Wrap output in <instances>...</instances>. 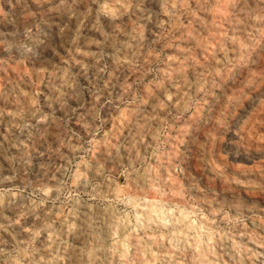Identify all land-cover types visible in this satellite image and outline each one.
<instances>
[{
	"label": "clouds",
	"instance_id": "obj_1",
	"mask_svg": "<svg viewBox=\"0 0 264 264\" xmlns=\"http://www.w3.org/2000/svg\"><path fill=\"white\" fill-rule=\"evenodd\" d=\"M81 2L83 7H77ZM237 5L238 0H162L155 21L151 12L145 14V10L139 4H134L133 0H72V3L61 0L59 5H53L54 9L63 7L69 15L79 16L81 24L90 22V26L98 33V36L92 37L93 40L102 45L110 39V34L103 27V18L112 21V41L122 40L121 37L124 39L130 34L122 23L124 18L135 16L137 21L143 19L145 23L134 22L135 26L131 31L138 30L142 47H160L169 41L175 43L177 39L187 40L189 36L197 38L199 33H196L192 25L199 24L201 17L206 16L214 7L224 10V15L219 17L224 33L222 43L228 44L229 33L233 37V43L223 49L215 71L210 74L211 86L199 90V99L190 102L187 96L180 98L179 90L169 91L168 98L160 101L164 105L163 110L156 105L152 109L155 115L150 114L145 119L141 126L143 131L137 133L135 143L127 146L122 145L123 136L119 129L129 125H118L115 121L120 119L119 111L122 106L131 110V104L125 103L128 96L121 94L119 103L109 102L104 93L97 89L92 93L95 99L88 101L87 97L92 92V89H88L85 96L87 103L76 106V96L84 93H77L79 80L68 69L72 67L75 55L73 41L80 38L79 31L72 37L74 47L70 48L67 57H60L61 63L22 74L20 81L24 86L17 85L18 92L13 101L22 106L20 111H9L8 114L13 117L21 116L27 109L38 124L44 125L46 132L49 128H54L53 135L59 141L54 151L67 161V171H71L73 161L80 152L87 155L89 161L96 159V155L89 156L93 143L96 154L101 150L105 153V140L107 157L113 159L115 152L114 162L110 166L97 163L93 168L91 163H84L83 168L88 182L90 173H94L95 186H111L121 181L123 190L128 195L122 200L125 209L121 211L119 218H113L112 227L125 231V239L134 237L137 230H143L145 235L151 231H163L165 235L171 234L170 243L174 247L182 245L192 249L194 254L201 251L202 243L210 242L207 239V227H200L201 223L206 222L200 220L198 212L193 220L191 214L185 215L171 202V196L153 193L149 187L150 183L156 182L155 177L165 170L169 176H177L183 180L191 190L203 193L207 187L213 197L218 196L221 191L234 193L242 200L264 197V156L255 161L249 170L240 173L230 167L231 154L222 151V145L229 142L235 146L237 155L241 152L246 155L252 152L264 153V96H257L264 89V63H261L264 57L260 55L264 53V0H252L251 3L245 0L243 5ZM181 16L188 21L187 24L180 21ZM146 23H154L158 29L152 32L151 40H147L145 36ZM173 28L180 32L179 38ZM185 30L189 31V36H185ZM238 40L239 47L236 46ZM217 51H220V44H217ZM129 56V75L132 74L133 67L137 74L130 87L137 91L138 101L144 95L141 89L143 77L140 74L148 65L142 63V57L136 54L135 49L130 51ZM49 69L54 75L48 74ZM128 95H131L130 91ZM160 95L161 93L149 94L148 103L154 104ZM28 97H31V103ZM41 97L51 111L44 109ZM173 99L175 104L171 102ZM254 99L256 103L253 105ZM258 99L260 104H257ZM106 105H110L107 116L104 115ZM57 108L63 111V119L56 114ZM72 124H78L84 135L73 131ZM109 124L112 127L105 136L104 130L109 128ZM76 144L80 146V152L70 150ZM85 145L88 147L85 148ZM122 146L125 147V156H121ZM59 171L60 166L56 168V172ZM225 176H237L243 184H225ZM146 196L149 199L146 200ZM162 196H168L164 206L160 204ZM47 198V194L40 197L37 192L29 202V210L33 213L38 210L44 212L42 205ZM184 205L187 207L188 202L185 201ZM188 211L191 213L193 209L189 207ZM20 215L25 213L21 212ZM190 222L195 227L190 226ZM201 237L205 239L202 241Z\"/></svg>",
	"mask_w": 264,
	"mask_h": 264
},
{
	"label": "rangeland",
	"instance_id": "obj_2",
	"mask_svg": "<svg viewBox=\"0 0 264 264\" xmlns=\"http://www.w3.org/2000/svg\"><path fill=\"white\" fill-rule=\"evenodd\" d=\"M32 1H36L37 6L33 5ZM71 1L67 0V3H72ZM6 2H9L12 7L10 8L9 11H7L4 8L5 7L4 4ZM47 2L52 3L51 6L52 9H50V7L48 8L49 4ZM60 2L61 0H0V11L5 12V15L8 17L7 19L16 18L19 16V14L23 15L24 17L26 16L27 22L25 26H26V30L28 31L27 34L35 33L38 44L42 46L41 49L27 50L28 54L26 55L20 52L18 54L15 52L3 53V50H1L2 49L1 46H3V43L7 38V29L5 28L6 26H3L2 23H0V63H3L4 65L10 67L11 70L18 72V74L21 76L19 79L18 78L13 79L11 83L12 86H10L6 90H2L5 94L4 96H0V144H1L0 146L2 152L1 153L2 158L0 159V163L3 162V168L5 169L4 170L2 168L3 173L2 175H0V207L8 203H13L14 201L17 200L23 201L24 203L30 202L31 197H35L38 192L40 197H43L45 194H47L48 197L44 201L42 207L46 208L47 205L55 206L57 208V216L64 217V213L66 212V207L69 208L70 205L72 207L76 204V202H81V201H86L88 204L98 207L110 205L115 210L118 209L117 211L121 213V211L125 209V205L122 203V200L125 199L126 197L124 196L117 197L111 193L103 194L101 192V189H103L105 184L95 186L96 179L94 178V176H90L89 182L86 180L82 182L81 179H79L80 177L86 175L84 172L83 164L88 163L89 159L87 155L85 156L83 152H80V146L78 144L72 145L70 149L71 151L74 152H80V155L77 154L79 155L77 159L73 161V167L71 171H67L66 168L69 167L67 161L64 160L60 154L57 153V155H60L59 157L60 159L62 158V160L60 159L56 160L49 156L52 153L54 155L56 154V152H54V149L56 147L53 142V139L56 137V135H54L55 137L53 136L55 129L49 128V130L46 132L44 125L38 124L37 122L35 123L32 122V120L35 117L31 115L30 110L26 109L20 116L21 121H18L17 124L21 126V130L18 134L15 135L12 131L5 132L4 130H2L3 122L7 118L8 112L20 111V108L22 106L17 104L16 109L14 107H11L12 104H14L13 101L15 95L18 92V89L16 88L17 85H20L21 87L24 86L20 82V79L22 78L21 73L30 74L31 70L40 67L50 68L54 63H61L60 57L61 56L67 57L68 51H70L71 50L70 48H73L75 45V55H74L72 67L69 68L68 71L72 75L76 76L77 79L79 80V85L76 90L77 93H84V95L76 96V106H78L79 104L87 103L85 96L87 95L88 89H92V92H90L87 97L88 101H92L93 99H95L92 93L95 92L97 89H99L101 92L104 93V97L109 102L114 101L115 103H119L120 99L122 98L121 94H123V96H128V100H126L125 103L131 104V110L128 107L122 106L119 111V116H121V118L117 119L115 123L118 125L125 124L127 117L130 116L132 111L133 112L137 111L139 115H141L136 120V123H138L139 119L141 120V117L146 116L147 114L146 109H149V103H148L149 94L158 93L162 88H164L165 85L164 74H166L167 71H169L168 69L170 67L171 61L173 59L179 60L180 59L179 53L182 50L187 49L188 46L185 45L183 40L177 39V42L175 43L169 41L166 44L160 45V47H153V46L142 47L138 30L136 32H132L131 29L132 27L135 26L134 22L144 24L145 21L143 19L137 21L135 16H131L130 18L126 17L122 21L123 25L125 26V30L126 31L129 30L130 34L126 35L124 39L123 37H121L122 40L119 41L111 40V34H113L114 31L113 25L108 21V18H103L102 20L103 27L105 31H107L110 34L109 41L103 45L100 44L99 41L93 40L92 37L98 36V33L94 29H92V27L90 26V22L86 21L83 24H81V18L79 16H72V15L68 20L66 19L58 22L55 18L51 16V18L49 19H51L52 23L55 26H58V28L62 31L65 37V41L59 42L57 39L55 40L53 38H50L47 32H45L42 29L40 23L41 21L40 19L42 18H40V15L41 12L47 10L64 12L65 10L62 7L59 9L53 8V5H59ZM189 2H191V0H189ZM248 2L251 3L250 1ZM133 3L139 4L140 7L145 10V14L151 12L153 14V21H155L157 15L160 12L162 0H140V1L133 0ZM244 3H245L244 0H241L238 2L237 6H241ZM76 6L82 8L83 3L81 2ZM208 13L206 14V16L201 17L200 23L203 24V27L202 26L199 27L198 24L192 25V28L195 29L196 33H199L198 37H200L202 40L205 41L207 45V49L209 51V55L205 53L202 56H200L198 61L201 62L200 64H202V66H199L197 72L195 73V77L193 79L190 77L188 73L189 75L188 77L190 78H187V80L191 84L189 87H187L184 90L183 97L181 99H184L187 96L190 102H194L199 99L198 92L202 87L211 86L210 74L213 71H215V65L219 63L220 56L223 54V53L221 54V52H223L222 48H225L233 43V37L231 33H229L228 36V44L225 45L222 43V41L224 40V33L222 31V25L219 20V17H222L224 15V10L222 8L214 7ZM180 21H182L183 24L188 23V21L185 20L183 16L180 17ZM77 31H79L80 33V38L75 39L74 40L75 42L73 41L74 43L73 45L71 43V40L72 37L75 36ZM153 31H158V29L155 28L154 23H146L145 36L147 40H151L153 38L152 37ZM215 36L218 37L215 38ZM22 37H23L22 34L19 36L18 34H16L15 38L20 39ZM176 37L177 38L180 37V32H176ZM217 44H220L221 51L219 52L217 51ZM236 46L239 47V40L237 41ZM161 48H163V51H161ZM132 49H135L136 54H139L143 58L142 63L148 65V67L140 74L143 77L141 89L143 93L144 92L145 93L143 96L139 98L138 101H137V91L134 90L132 87H130L133 85L134 80L137 78V74L134 73L135 72L134 67L132 69V71H134L132 72L133 74L129 75V71H130L129 53ZM146 50H148L149 53ZM41 54L43 56H41ZM260 55L261 57H264V53H261ZM161 57H163L162 60L160 59ZM38 59H42V60L40 61ZM20 61L23 62L22 66H20L21 65ZM261 62L264 63V59H261ZM40 71L41 74H43V70L41 69ZM48 74L50 76L54 75L51 69L48 70ZM1 77L2 75H0V79ZM25 79L27 78L25 77ZM176 81L178 80L173 79L172 86L167 87V89L165 90L166 91L165 97L159 96V98L155 101L157 105L161 106V110H163L164 105L161 104L160 101L166 100L168 98L169 91L173 92L172 87L174 86V84H176ZM197 82H200L202 84L200 89L198 91H195L193 90V85H195V83ZM23 91H27V90L23 89ZM129 91L131 92L130 96L128 95ZM27 99L29 103H31V97H28ZM41 100L44 109L51 111L52 109L48 108L47 102L44 100L43 97H41ZM140 102H142L143 104H141ZM171 102L173 104L176 103L175 99H173ZM115 103L113 104L114 107H115ZM156 103L151 104V107L156 106ZM109 110H110V105H106L104 110L105 116L108 115ZM56 114L61 119L64 118V113L59 108L56 109ZM72 127L74 128L73 131H77L82 136L84 135L83 129L80 128L78 124H72ZM111 127L112 125L109 124V128L104 130L103 135L106 136L108 130ZM124 130H125L124 127H121L119 129L121 136H123L122 143L125 142L124 133L126 130L125 131ZM153 131H155V126H153ZM20 143H23L25 146L22 152H20L19 151L20 148H18ZM227 143L229 142H225L222 145V151L229 152L232 155V153L235 152L236 149L233 147L229 148ZM106 146H107V140H105V148ZM87 147L88 145H85V148ZM92 148L93 150L89 152V156H94L96 154L94 150L95 149L94 143L92 145ZM62 151H66V150H62ZM33 152L36 153L38 152L37 157L33 154ZM23 155H28V156L25 159ZM231 155L229 158L230 166L235 164H241V165L245 164L244 161L233 159ZM77 165L80 166L78 167ZM37 166L41 167L43 170L46 168L44 170V174L48 173L47 174L48 178L45 176L44 179H40L39 177L36 176V173H32L37 171L36 170ZM59 166H60L59 175L56 176L53 182L49 181L52 180L50 176L51 174L50 172L54 168ZM47 169L50 172H47ZM171 177L179 181L181 180L177 176H171ZM116 185L118 187L121 186L123 188L121 181H117ZM43 188L45 189L43 190ZM34 189L36 191H34ZM50 189L54 190L55 192L51 191ZM47 191L50 192L48 193ZM51 192L54 193L51 194ZM181 198L183 202L187 201L190 207L193 206L192 208L193 211L189 213L191 214L193 220L196 219L195 217L198 212L200 217H204L210 221L216 222L215 224L217 225V227L214 228L216 232H221V231L228 232L230 228L231 230L229 232L235 229L237 230L243 224L247 223L249 217L251 216L248 214H244L243 212L234 215L229 209H226L225 207L221 208V210H219L217 213H211L199 200H197L193 196L192 191L190 190L189 186L186 184H184V187L181 190ZM65 201L67 203H65ZM160 202H161V206H164L165 201L160 200ZM63 207H65V209ZM178 208L188 209L189 207H186L184 205V206H179ZM253 216H257V215L254 214ZM261 219L264 221V217H261ZM14 221H15L14 224L15 226H13L11 229L5 232L7 234V238H2L0 236V251L2 252V255L0 256V260H1L0 264H3L8 259L12 260V258L13 260L25 263L20 256L19 248H18L20 236L22 233L26 231L28 232L33 231L34 228L32 227L31 224L29 225L23 218L16 219ZM214 250L215 248L213 247L211 251L214 252ZM181 261L182 258L180 256L179 257L173 256L168 264H172V263L178 264ZM156 264H166V263H164L162 258H158Z\"/></svg>",
	"mask_w": 264,
	"mask_h": 264
},
{
	"label": "bare ground",
	"instance_id": "obj_3",
	"mask_svg": "<svg viewBox=\"0 0 264 264\" xmlns=\"http://www.w3.org/2000/svg\"><path fill=\"white\" fill-rule=\"evenodd\" d=\"M239 1L241 0H238V2ZM248 1L252 2V0ZM32 4L37 6L36 1H32ZM48 4V8L50 7V9H52V3L49 2ZM4 6L7 11L12 8L9 2H6ZM51 16L58 22H60L66 19L68 20L71 15H69L67 11L60 12L55 10H47L41 12L40 15V18H42L40 19L42 29L47 32L50 38H53L55 40L57 39L59 42L65 41V37L62 31L58 28V26H55L52 23L51 19H49L51 18ZM7 18L8 17L5 15V12L0 11V23H2L3 26H6L5 28L7 29V38L4 41L3 46H1V50H3V53L15 52L18 54L20 52L26 55L28 54L27 50H36L42 48V46L38 44L35 33L27 34L28 31L26 30L25 26L27 22L26 16L24 17L23 15L19 14V16L16 18ZM108 21L112 24L111 20L108 19ZM198 26L203 27V24L199 23ZM173 31L179 32L176 30V28H173ZM184 32L185 36H189L188 30H185ZM16 34H18V36L22 34L23 37L20 39H16ZM217 37L215 36V38ZM183 42L186 46H188V48L182 50L181 52L179 51L180 59H173L170 63V67L168 69L169 71L164 74L165 85L164 88H162L158 92L161 93L160 96L162 97H165V90L167 89V87L172 86V81L173 79H175L178 81H176V84H174V86L172 87L173 92L179 90L180 98H182L184 90L191 84L187 80V78L191 77L193 79L199 66H202V64H200L201 62L198 61L200 56L205 53L209 55L207 45L205 41L200 37L193 39L191 36H189V39L183 40ZM222 53L223 52H221V54ZM41 56L43 55L41 54ZM38 60L41 61L42 59ZM20 62V66H22L23 62ZM188 73L190 77H188ZM0 75H2L0 79V96H4L5 93L2 90L8 89L10 86H12L11 83L13 79H19L21 76L18 74V72L11 70L10 67L4 65L3 63H0ZM201 84L202 83L200 82L195 83V85H193V90L198 91L201 87ZM257 96H264V89H262L257 94ZM140 103L143 104L142 102ZM252 103L254 105L256 103V100L254 99ZM260 103L261 101L258 99L257 104ZM11 107H14L16 109L17 104L14 103ZM154 107L156 106L151 107V104H149V109H146L147 114L146 116L141 117V120L139 119V124L136 123V120L141 115H139L137 111L131 112L129 110L131 114L125 121L129 125V127H124L126 130H124L125 142H123L122 145L127 146L131 143H135L137 133L143 131L141 126L144 125L145 119H147L150 114H155L152 111ZM159 108L161 110V106H159ZM18 121H21L20 116L13 117L8 114L7 118L3 122L2 130H4L5 132L12 131L15 135L18 134L21 130V126L17 124ZM32 122L35 123L36 119L34 118ZM229 137H231L230 133ZM53 142L55 144V147L57 146V143L59 145V141H57L56 137L53 139ZM227 145L229 148H235V146L231 143H227ZM18 148H20L19 151L22 152L25 146L23 143H20ZM120 152L121 155L125 156V147L122 146ZM1 153L2 152L0 146V159L2 158ZM37 153L33 152L36 157L38 155ZM106 154L107 149L105 148V153L103 152V150H101L99 153L95 154L96 159L90 160L88 163H91L93 168H95L97 163H103L105 166H110L114 162L115 152H113V159H109ZM27 156L28 155H23L25 159L27 158ZM49 156L56 160L60 159V155H57V153L55 155L52 153ZM231 156L235 160H241L245 162V164L242 165L235 164L230 166L236 171L244 173L246 170L250 169V166L253 165L255 161L259 160L261 156H264V153L258 154L252 152L246 155L241 152L239 153V155H237V152L235 151ZM60 160H62V158ZM2 168L3 162L0 163V175H2L3 173ZM56 168H52L53 170L51 172L47 169V172L51 173L50 176L52 180H49L51 182H53L56 176L60 173L56 172ZM36 170V172L32 173H36V176L40 179H44L45 176H48V173L44 174V170L41 167L37 166ZM90 176H94V173H90ZM79 179L84 182L85 176H82ZM155 179L156 182L150 183L149 185L153 193H166L168 194V196L172 197L171 202L173 204L177 205L178 207L184 206V202L181 198V190L185 184L183 180L179 181L175 178H172L168 175L167 170L157 175ZM229 182H239L243 184V181H241L237 176H232L230 178L225 176L223 179V183L227 184ZM115 185L116 184L109 186L105 184L103 189H101V192L103 194L111 193L117 197H127L128 194L123 190V188L121 186L120 188ZM44 189L45 188H43V190ZM50 190L54 191L52 189ZM191 191L193 196L197 200H199L211 213H217L219 210H221V208L225 207L226 209H229L234 215L243 212L244 214H248L251 216L249 217L248 221L246 220L247 223L243 224L237 230L235 229L231 232H229L231 228L228 232H216L214 230V228L217 227V225L215 224L216 222L210 221L204 217H200L201 221L206 222L201 223L200 227H207V239L210 242L202 243L201 251L194 254L192 249H189L182 245H176L174 247L173 244L170 243L171 234L169 233L168 235H165V232L163 231H151L148 232L147 235H145V232L143 230H137L134 237L125 239V231L116 230L114 227H112L113 218H119L120 212L117 211L118 209L115 210L110 205L98 207L90 205L86 201L76 202V204L72 207L70 204H68L70 205V207H66L64 217H61L57 216V208L55 206L47 205L46 208L43 207L44 212L43 210H38V212L33 213L29 210V202L24 203L23 201L17 200L13 203H8L0 207V236L2 238H7V234L5 232L15 226L14 220L16 219L23 218L29 225H32V227L34 228L33 231H26L20 236L18 248L20 256L25 263L19 262V264H156L158 258H162L164 263L168 264L173 256H180L182 258V261L178 264H264V221L261 219V217H264V197H261L260 199L242 200L234 193H230L228 191H221L218 196L213 197L211 191L207 187H205L203 193L196 191L195 189ZM47 192L49 193L50 191ZM53 193L51 192V194ZM168 196H162L161 201L167 200ZM145 199L147 200L149 199V197H145ZM65 203L67 202L65 201ZM187 207H190V205ZM63 208L65 209V207ZM190 208L192 209L193 206ZM180 211H183L185 215H189L188 209H180ZM21 212H24L25 215L21 216ZM254 214L257 216H253ZM177 215H179V212L177 213ZM49 224L51 225V227H47V225ZM190 226L195 227V225H191V222ZM37 231H39V234H37ZM204 239L205 237H201L202 241ZM213 247L215 248L214 252L211 251ZM1 255L2 252L0 251V256ZM16 262L17 261L13 260L12 258V260L8 259L3 264H16Z\"/></svg>",
	"mask_w": 264,
	"mask_h": 264
}]
</instances>
